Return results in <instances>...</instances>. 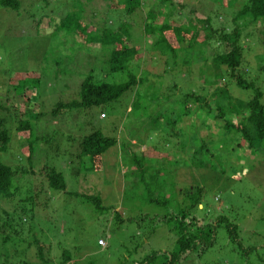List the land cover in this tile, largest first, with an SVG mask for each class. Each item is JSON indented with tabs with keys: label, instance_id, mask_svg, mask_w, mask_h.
<instances>
[{
	"label": "rangeland",
	"instance_id": "obj_1",
	"mask_svg": "<svg viewBox=\"0 0 264 264\" xmlns=\"http://www.w3.org/2000/svg\"><path fill=\"white\" fill-rule=\"evenodd\" d=\"M80 1L84 9L79 24L91 22L90 31L103 18L95 9L100 10L99 13L104 10L108 16L117 14L114 9H106L108 0ZM171 1L174 7H178L179 2L184 6L175 15L179 12L185 14L193 7L198 14L194 17L208 16L213 29H220V23L230 22L235 9L246 0H219L216 3L210 0ZM24 2L25 12L20 10L19 14H25L26 18L34 15L36 23L32 29H28L30 22L25 18L15 21L16 17L12 19V15L0 10V118L6 119L5 127L10 137L6 151L0 153V163L20 171L53 168L63 174L67 191L81 198V195H98L109 210L99 214L80 198L45 189L32 204L28 199L35 197L36 188L30 184L27 174H18L13 180L17 192L13 201L6 202L0 196V226L6 218L1 211L10 214V222H5L10 231L0 233V264H62L63 252L71 259V263L66 264H143L150 255L157 253L153 262L162 264L167 257L165 254L174 252L176 238L162 223L166 209L149 204L144 198L159 187L158 184L163 185V180L169 182L167 188L161 186L166 190L169 210L177 212L182 209L183 191L200 188L202 205L197 208L196 217H205L213 224L217 218H223L237 227L240 247L229 244L225 226L221 224L213 234L211 244L197 247L182 264H264L262 154L250 152L237 133L224 132L202 110L194 111L182 102L186 93H201L204 68L212 67L214 50H222L219 44L211 42L204 50L206 65L196 64L198 58L195 57L186 71L188 67L181 64L186 58L182 52L177 54L175 61L171 59V52L159 57L150 50V36H144L142 28L133 27L131 41L126 45L140 49L141 71L152 74L147 84H152L155 93L161 85L164 99L156 94L159 99L151 104L143 103L142 106L149 110L146 115L136 103L131 113L126 111V107L133 103V94L122 96L110 106L59 112L54 110L58 104L79 101L81 81L91 67L90 61L100 52L98 41L95 38L90 43L89 39L78 41L76 36L62 31L54 35L60 27L47 29L49 19L38 18L44 12L38 0ZM71 6H75L74 0H52L46 14L60 19L71 10ZM151 6V1L145 3V8ZM227 27L231 29V25L227 24ZM263 29L264 19L244 31L241 42L246 67L240 70H245L247 80L264 94V74L257 71V57L264 54V39L259 34ZM171 39L174 43V38ZM200 46H196L197 52ZM259 59L264 60V56ZM99 65V61L93 63V66ZM22 73L37 74V90L32 87L26 91L11 88L18 84L15 80L20 81L19 74ZM95 76L97 81L101 80V73ZM224 83L233 98L246 101L252 97V90L239 89L228 80L221 86ZM25 96H31L28 97L29 103ZM101 112L106 116L102 117ZM156 115L160 120L152 125V118ZM10 117L15 121H10ZM19 120L30 123V138L26 140L29 149L26 142L25 147L20 145V139L25 141L27 134L20 136L12 128ZM172 121L181 127H173ZM202 121L205 124L200 127ZM227 121L235 125L239 118L236 120L230 115ZM98 130L105 137L117 139L116 145L100 157L101 166L93 165L81 156L83 139ZM192 132L198 135L193 137ZM173 134L178 140L173 139ZM128 138L141 140L138 146L144 144L146 149L131 146L130 153H122V145ZM200 142L207 146L193 158ZM143 150L149 152L142 153ZM152 150L153 153L156 150L157 156L148 157V153L153 154ZM29 153L30 160L27 159ZM163 154L171 159L160 157ZM134 158L137 159L135 163L131 160ZM139 165L144 169L143 182L138 177ZM150 176H155V183ZM172 184L175 185L171 193L168 190ZM154 192L157 198L158 192ZM176 194H179L177 199L174 198ZM23 200L28 202L20 203ZM114 212H118V220L110 218ZM22 219L28 221L23 223ZM14 231L20 233L15 235ZM2 235L10 237L8 244L2 243ZM98 239L106 245L98 246ZM36 243L45 246L41 254L37 252ZM248 247L255 249L247 252Z\"/></svg>",
	"mask_w": 264,
	"mask_h": 264
},
{
	"label": "trees",
	"instance_id": "obj_2",
	"mask_svg": "<svg viewBox=\"0 0 264 264\" xmlns=\"http://www.w3.org/2000/svg\"><path fill=\"white\" fill-rule=\"evenodd\" d=\"M90 1V0H87ZM151 1L152 6L145 8V3ZM213 3L219 0H210ZM75 6L60 19H54L51 15L46 14L49 7L52 4V0H38V4L44 9L43 16L38 18H48L47 29L57 28L60 29L54 32L66 33L67 35H74L80 39H89L88 42H93V39H97L99 48L98 56H95L90 61L91 67L89 71L84 74V78L80 85V95L78 102H71L66 105L58 104L54 109L56 111L65 110H78V109H90L97 106H110L118 101L122 96L127 94H133L132 105L126 107V111L131 113L134 109V103L142 108L143 114H149L147 107H143L142 104H151V101L159 99L157 95L160 94L161 99H164V94L161 92L162 86L159 85L157 92H153L154 87L152 84H147L149 76H152L147 71H141V60L142 54L140 49L135 46H128L126 42L131 41L132 35L131 30L133 27L142 28L144 36H150V50L159 57L166 55L167 52H171L172 60H177V54L181 52L186 57L181 62L183 66H186L188 71L189 63L193 61L195 57L198 58L196 64L206 65L207 58L204 53L213 42L219 44L222 50H214L213 57H211V68H204V75L202 79V90L201 93L189 92L183 96L182 102L185 107L193 109L194 111L202 110L206 117H211L217 126H219L224 132H234L239 135L243 145L247 150L254 153L262 154V160H264V104L262 103L264 94L263 92L254 86V84L247 80L246 71L240 70L246 64L244 58V50L241 40L245 36L244 31L247 30L251 25L264 19V0H246L241 2V4L235 9L232 19L230 22H221L222 27L213 29V26L209 20V17L198 18L194 17L197 11L191 7L187 13L183 14L179 12L175 15V12L181 10L184 6L179 2L176 4L178 7H174V3L171 0H108L106 9L108 11H116L114 15L108 16L102 13L103 18L99 19V22L95 25V29L92 31L88 30L91 22L84 21L79 24V16L83 12V3L80 0H74ZM25 2L24 0H0V10L16 17L15 21L18 19L23 20L20 17L28 20V29L34 28L36 23V18L34 15H29L27 18L25 14H19V11L25 12ZM115 8H112V6ZM145 8L146 10H144ZM160 8L159 10H157ZM114 9V10H113ZM175 9V10H174ZM49 13V12H48ZM144 13V15H142ZM95 17V15L93 16ZM134 22V20H137ZM162 19V20H161ZM141 20V21H140ZM42 23H40L41 25ZM140 24V26H139ZM231 25V29L227 27ZM33 25V26H32ZM39 27V25L37 26ZM42 28V27H41ZM90 31L91 37L88 36ZM262 39H264V29L259 30ZM173 36V37H172ZM64 39V36H62ZM174 38V43L172 39ZM264 42V41H263ZM200 46V50L197 52L196 46ZM219 49V48H218ZM168 54V53H167ZM261 54L257 57V71L264 74V60L260 61ZM99 66H93V63L98 62ZM166 62H169L166 59ZM204 67V65H203ZM246 67V66H245ZM202 71V70H201ZM101 73V80L97 81L96 74ZM202 73V72H201ZM20 75V81H17V85L11 88L21 89L26 91L27 89L36 88L37 90V74L35 73H22ZM120 77L116 80V77ZM106 81H103V80ZM111 79V81L109 80ZM225 80L231 81L237 88L242 90H252V97L246 101L241 99L233 98L230 95L229 90L224 83ZM102 81V82H101ZM175 84L171 85V90ZM160 92V93H159ZM205 92L204 94H202ZM157 94V95H156ZM23 95V94H19ZM32 96V95H31ZM27 97L28 103L30 99ZM207 96H209L207 98ZM167 101V100H166ZM135 104V105H136ZM114 108V107H113ZM112 108V109H113ZM126 112V113H127ZM104 116V112H101ZM233 115L236 120L239 121L234 125L227 121V117ZM166 116V115H165ZM150 118L149 115H147ZM14 120V117H10V121ZM145 120V119H142ZM160 120V116L156 115L152 118V125H156L157 121ZM173 127H181V124L177 122H171ZM222 123V125L220 124ZM6 119L0 118V153L6 151L7 146L10 142V137L8 131L5 127ZM205 122L202 121L200 124L204 125ZM14 131L21 134H27L25 141L20 139L22 147L26 146L30 148V144H27V139L30 138V123L24 120H19L14 122ZM134 128V126L132 127ZM208 130V129H207ZM233 130V131H232ZM170 135V134H168ZM193 137H196L197 132H192ZM175 140L178 137L173 134ZM237 138V141L239 140ZM117 139L108 138L103 135V133L98 130L94 131L90 136L83 139L81 144V156L90 160L91 164L96 166H101L100 157L111 147L115 146ZM141 140H130L125 139L122 145V153H130L132 147L137 146L139 149H146L145 145L142 144ZM200 148L195 151L194 157H197L204 151L207 146L206 143L200 142ZM211 144V143H209ZM240 145V143L238 144ZM154 148V147H152ZM157 150V149H156ZM149 154L152 157L157 156V152ZM30 151V150H29ZM126 151V152H125ZM149 151L143 150L142 153H147ZM160 157L171 159L170 156L161 155ZM31 153L28 154L27 159L30 160ZM133 163L137 159H131ZM161 169V168H160ZM143 166H138V171H140L139 181H144ZM162 171L166 172L164 169ZM27 174L31 179V185H34L36 191L34 190L35 197L29 198L30 203H34L38 200V196L44 189L51 192H62L64 194L70 195L77 199H82V201L89 203L95 211L99 214L109 210V206L103 204V200L100 196L95 194L80 195L76 193H71L66 190V184L63 178V174L56 172L55 169H41L39 171H20V169H13L7 165L0 163V196H2L4 201H13V197L16 195V188L13 186V180L18 176V174ZM159 174L160 170L158 171ZM150 179L155 183V176ZM159 185L153 189L158 192V197H155V192L151 191L149 194L145 195V201L149 204L159 205L166 209L167 213L162 220L168 231H170L176 238L175 250L171 254L167 255L165 261L162 264H182L184 260L188 258L193 251H196L197 247H206L210 245L209 243L215 234V231L219 225L223 224L226 229L229 244L236 245L240 247V241L237 233V227L223 218H217L215 223L208 222L205 217L198 219L196 217L197 208H199L202 203V190L200 188L190 189V191H183V204L182 209L174 212L168 209V201H166L165 189L161 186L167 188L169 182ZM175 184L169 187L168 192L172 193V189ZM167 193V192H166ZM186 194V195H185ZM179 195V194H178ZM178 195L174 197L177 199ZM20 201L21 202H28ZM45 204V203H44ZM20 206V204H19ZM17 206V208H19ZM35 209V208H33ZM38 209V208H36ZM111 210H113L111 208ZM39 211H37L38 213ZM4 215L5 222L8 224L10 222V214L5 211H1ZM115 214V215H114ZM110 214V218L118 220V212ZM27 219H22L23 223H26ZM0 226V233L7 230L6 223ZM15 235L20 233L19 231L13 232ZM103 241L98 239L99 242ZM10 242V237L2 235V243L8 244ZM104 242V241H103ZM37 252L41 254L45 250V246H41L36 243ZM106 245V244H105ZM44 247V248H43ZM101 247V246H100ZM104 247V246H102ZM44 249V250H43ZM255 248L248 247L246 251L251 252ZM234 251V250H232ZM201 254V253H200ZM64 261L62 264L71 263L68 253L63 252ZM158 255L152 254L143 264H154L153 259Z\"/></svg>",
	"mask_w": 264,
	"mask_h": 264
},
{
	"label": "built area",
	"instance_id": "obj_3",
	"mask_svg": "<svg viewBox=\"0 0 264 264\" xmlns=\"http://www.w3.org/2000/svg\"><path fill=\"white\" fill-rule=\"evenodd\" d=\"M102 117H104V115H102ZM99 245L103 246L104 245V242L103 241H100L99 242Z\"/></svg>",
	"mask_w": 264,
	"mask_h": 264
},
{
	"label": "clouds",
	"instance_id": "obj_4",
	"mask_svg": "<svg viewBox=\"0 0 264 264\" xmlns=\"http://www.w3.org/2000/svg\"><path fill=\"white\" fill-rule=\"evenodd\" d=\"M103 115V114H102ZM101 246V245H100ZM103 246H105V243H104V245ZM102 247V246H101Z\"/></svg>",
	"mask_w": 264,
	"mask_h": 264
}]
</instances>
